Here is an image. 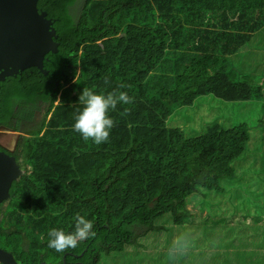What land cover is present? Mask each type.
Returning a JSON list of instances; mask_svg holds the SVG:
<instances>
[{"label": "trees", "instance_id": "obj_1", "mask_svg": "<svg viewBox=\"0 0 264 264\" xmlns=\"http://www.w3.org/2000/svg\"><path fill=\"white\" fill-rule=\"evenodd\" d=\"M77 2L37 3L59 34L58 53L48 54L45 61L49 75L30 68L1 82L0 127L18 137L12 150L0 152L13 157L23 175L12 182L9 197L0 204V248L13 254L18 264H104L124 252L141 257L145 264H191L197 257L189 254L188 224L196 230L203 223L221 221L202 206L205 193L256 189L264 182V66L252 67L264 61L259 55L264 53L259 41L264 36V0ZM138 11L176 22L163 30L165 37L154 35L146 54L138 49V62L128 63L139 77V97H156L151 118L159 130L152 136L142 132L129 116V104L120 103L111 117L116 124L130 126V145L110 151L73 130L74 117L83 107L78 97L87 88L77 78L81 50L86 42L119 36V19ZM225 93L251 99L255 95L254 106L261 115L252 120L235 116L232 121L238 125L229 128L212 123L194 137L168 126L174 110L192 104L196 96L226 101ZM63 143L84 145L81 154L97 158L90 175L77 179L69 174L73 181L59 196L56 188L51 194L31 164L40 150ZM141 165L156 166L153 175L139 171ZM189 202L205 209L207 216L194 221ZM77 214L92 222L95 236L78 239L75 247L64 251L50 248L49 230L74 233ZM150 238L166 249L150 250L145 246ZM239 246H228L230 259L214 264H264L261 246L246 243L243 254Z\"/></svg>", "mask_w": 264, "mask_h": 264}, {"label": "rangeland", "instance_id": "obj_2", "mask_svg": "<svg viewBox=\"0 0 264 264\" xmlns=\"http://www.w3.org/2000/svg\"><path fill=\"white\" fill-rule=\"evenodd\" d=\"M77 3L78 6H81V0H78ZM138 12L125 14L119 19V24L122 25L119 36H110L99 42L83 44L80 55L81 66L77 78L80 77L79 82L97 94L106 95L113 91L127 92L128 96L132 98V103L128 105L129 116L134 119L135 123L140 124L138 127L142 132L152 136L159 130L157 129L159 124L151 118L157 106V100L156 97L146 100L139 97V77L129 70L128 63L133 59L135 63L138 62L137 54L140 51L138 49H141L140 54H146L147 47L155 38L154 35L165 37L163 30L175 27L176 22L171 17L165 18L154 13ZM259 41L264 45V36L260 35ZM246 46L252 47V44L247 43ZM259 55H263L264 59V53ZM263 66L264 61L252 65L257 69ZM253 74H258V72ZM105 80L108 81L107 84ZM255 86L257 87L256 84ZM208 88L211 89L212 86ZM220 90L224 91L225 86L221 85ZM228 93H225L228 97L226 101L212 95L196 96L192 104L188 105L187 103L174 110L167 120L168 126L182 129L186 137H194L204 133L212 123H220L223 127L229 128L238 125L237 122L232 121L235 116L249 117L252 120L261 115L262 111L254 106L257 101L255 95L251 99ZM115 113L116 109H110L108 114L111 117ZM17 137L16 132L0 129V146L12 150ZM130 140V126L124 127L122 124L115 123L106 143L96 145L89 142L96 146L105 145L110 151H121L129 147ZM85 147L84 145H68L66 143L52 144V149L40 150L37 153L31 166L35 169L36 176L52 195L53 188L57 189L59 196L68 191L73 181L68 178L69 174H75L77 179H81V177L92 173L93 163L97 156L94 154L89 155L88 158L83 156L81 153ZM155 168L154 165L138 166L139 171L148 176L153 175ZM252 179L244 180L241 183L246 184ZM238 189L239 191L226 194L205 193L207 198L201 201L202 206L210 214L218 216L221 221L203 223L196 230L190 223L188 224L189 254H194L197 257L191 264H214L222 259L228 260L230 255L226 254L227 247L236 243L240 245L238 251L241 254L246 251L244 248L246 243L258 244L264 249V182L256 189L248 188L243 191H240L239 187ZM53 199L54 203L58 205L54 196ZM61 206L66 207L64 203H61ZM187 206L193 212L194 221L198 222L202 217L207 216V211L199 208L194 202H189ZM232 222H234L233 225H231ZM168 224L172 225L170 222ZM150 241L151 238L145 246L153 252L166 249L164 245ZM157 243L159 242L157 241ZM131 262L145 264L141 257L138 259L128 252L122 253L117 260L109 258L104 264H131Z\"/></svg>", "mask_w": 264, "mask_h": 264}, {"label": "water", "instance_id": "obj_3", "mask_svg": "<svg viewBox=\"0 0 264 264\" xmlns=\"http://www.w3.org/2000/svg\"><path fill=\"white\" fill-rule=\"evenodd\" d=\"M37 3L39 0H0V89L6 78L30 68L46 76L50 73L45 61L48 54L58 53L59 34L48 13L37 10ZM21 175L15 159L0 152V204ZM0 263L18 264L13 254L1 248Z\"/></svg>", "mask_w": 264, "mask_h": 264}, {"label": "clouds", "instance_id": "obj_4", "mask_svg": "<svg viewBox=\"0 0 264 264\" xmlns=\"http://www.w3.org/2000/svg\"><path fill=\"white\" fill-rule=\"evenodd\" d=\"M105 83L107 84L108 81L105 80ZM78 102L83 107L77 111L74 117L73 130L78 132L85 141L101 145L108 141L110 130L115 126L114 120L108 114L109 110H115L119 103H132V98L123 91L119 93L113 91L104 95L83 88L78 97ZM75 219L76 231L74 233H65L59 229L49 230L48 246L50 248L56 251H64L67 248L75 247L78 239H89L95 236L91 221L80 214H77ZM178 243L179 241H177Z\"/></svg>", "mask_w": 264, "mask_h": 264}, {"label": "flooded vegetation", "instance_id": "obj_5", "mask_svg": "<svg viewBox=\"0 0 264 264\" xmlns=\"http://www.w3.org/2000/svg\"><path fill=\"white\" fill-rule=\"evenodd\" d=\"M0 149H5V148H3V147L0 146ZM7 150H8V149H7ZM7 155H8V154H7Z\"/></svg>", "mask_w": 264, "mask_h": 264}]
</instances>
